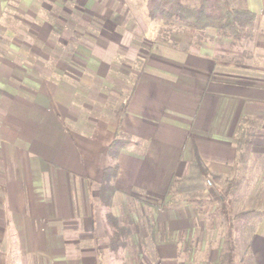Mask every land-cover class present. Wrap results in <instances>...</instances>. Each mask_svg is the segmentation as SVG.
Wrapping results in <instances>:
<instances>
[{"label": "crops", "instance_id": "crops-1", "mask_svg": "<svg viewBox=\"0 0 264 264\" xmlns=\"http://www.w3.org/2000/svg\"><path fill=\"white\" fill-rule=\"evenodd\" d=\"M52 2L0 0V19L6 13L24 28L39 15L31 5L77 19L53 61L56 43L46 40L39 51L11 44L0 55V264H102L98 196L115 138L127 141L111 208L122 227L160 237L157 250L169 242L175 253L178 240H192L199 205L164 202L173 179L207 183L198 176L202 164L224 176L221 195L227 178L245 179L232 208L261 212L247 248L264 264V0H245L258 19L253 37L237 45L215 29L201 41L185 30L164 32L145 0ZM16 11L28 18L21 22ZM43 23L50 36L53 25ZM84 24L86 33L77 28ZM1 28L0 37L16 33Z\"/></svg>", "mask_w": 264, "mask_h": 264}, {"label": "rangeland", "instance_id": "rangeland-1", "mask_svg": "<svg viewBox=\"0 0 264 264\" xmlns=\"http://www.w3.org/2000/svg\"><path fill=\"white\" fill-rule=\"evenodd\" d=\"M44 1H47V3L50 2L54 5V2H52V0ZM18 4L16 3V6H19ZM27 8L31 12L39 14L36 16L35 20H32L35 22L32 26L24 28V25H22V23L16 24V22L11 21L6 13L4 14L5 18L0 19V25H2L1 29H6L8 27L16 30L15 32L17 33H15L13 37H0V55L4 53V49H7L8 46H5L11 44L16 47V45L19 44H23L24 46L26 45L24 43H30L32 47L27 48L39 51L37 45H42V40L43 42L44 40H46L51 45H53L54 42L56 43L55 49L48 52V55L51 56V60L53 61L55 58H59L60 47H62L61 36L63 35V38L67 39V33L74 29L73 26L74 23H77V19L74 16L71 17L69 10H60L58 7H53L51 9V11H54L57 15H59L58 18L52 17L51 15L49 16L48 14L45 15L47 11H45L43 7L41 8V6L38 5H31V7L28 6ZM15 13H17L21 17V22L23 16H25V18H28V15H24L20 11H16ZM44 20H48V23H51L53 25V31L50 36L42 35V33L45 32V29L42 28L44 27ZM99 21L102 22V20ZM144 21L147 22V20ZM100 22L95 20L94 24L100 27L102 25L100 24ZM78 23H81V21L78 20ZM138 23L142 29H145V25L143 24V21L141 19H138ZM85 27H87V25L85 24L82 26L77 25L79 31L83 33H86ZM205 33V38L203 39L199 38L195 34L194 35L196 36V38H198V40L201 41L208 37L207 32ZM69 44H71V42ZM68 51H71V48H68ZM28 52H30V50ZM29 56L30 59L36 58L34 57L32 51L31 53H29ZM37 64L40 65L41 62H38ZM49 65H51L50 62ZM51 67L48 69L46 67V70H54V68ZM41 69H43V67ZM181 185H185L181 187V189H184V191L178 192L180 194L176 193V203L178 204L180 202H187L188 204L194 206H197L199 204V206H197V209L193 210V215L196 222V230L192 240L191 238L189 241L186 238L184 239V241L178 240V244L175 247L176 254L170 247L171 244H168L169 242L167 241V243L163 244L164 247H162L161 250H157V246L161 244L160 237L158 239H154L151 237V235L144 237L141 234L139 238L138 236L134 235V233H136V231H134V227L128 225L127 229H129L130 233V237L128 239L131 243L128 244L125 249L114 252L108 248V238L112 236L113 232L108 227H105V234L101 232L100 235V238H103L100 239V241L96 242V247L102 254V264H221L220 256L223 250H225V253L227 252L229 241L233 243L235 264H238L241 256L246 252L250 231L255 228L257 221L261 218V212L241 211L235 208L229 213L231 219L228 220V215L223 214L222 211L220 212L218 210L220 203L215 202L214 199H211L212 197L209 193L210 186H208L204 180L191 179L190 181L187 180V182ZM256 198V200H260L262 197L257 196ZM202 199H205L207 201L204 200V203H200L202 202ZM242 199L244 200L243 203H245L246 197H243ZM195 200H198L199 203L195 202ZM98 203L105 209L106 220L107 209L100 203L99 196ZM243 203L240 202V204ZM239 208L240 205L238 204V209ZM133 210V215L140 216L142 214V211H140V209ZM238 213H242L241 217L237 216ZM121 219L122 221H124V219L126 221L128 218L127 216H122ZM156 229L157 235H159L158 228ZM230 231L232 236H229ZM3 262L4 264H15L14 260H12L11 258L5 259Z\"/></svg>", "mask_w": 264, "mask_h": 264}, {"label": "trees", "instance_id": "trees-1", "mask_svg": "<svg viewBox=\"0 0 264 264\" xmlns=\"http://www.w3.org/2000/svg\"><path fill=\"white\" fill-rule=\"evenodd\" d=\"M145 6L150 20L160 25L164 32L180 29L189 31L203 39L205 38V32L209 29H215L218 36L228 38L232 45H237L243 40L252 38L258 19V14L248 8L245 0H145ZM126 145L127 141L122 138H115L109 145L107 156L110 162L104 168L103 180L99 189V201L107 209L106 227L113 232L112 236L108 238V248L114 252H118L128 246L126 239L128 229L122 227L120 219L111 210L117 193L114 185L118 171L117 160ZM244 159L245 154H242L234 166L237 167L239 160L241 162ZM198 167V176L206 178L207 184L210 186L211 199L220 203L218 210L228 215L227 219L230 220L231 216L229 213L233 210L231 206L236 201L234 194L242 186L245 179L227 178L225 180L227 188L232 187L233 189H227L226 193L221 195V191H218L215 186L223 182L224 176H211L209 170L202 164H198ZM184 181L185 179L182 180L180 178L172 180L168 190L169 197L164 202V206H170L176 202L175 195L181 191V187H183L181 184ZM204 200L202 199L200 203L207 201ZM195 202L199 203L198 200H195ZM241 215L242 213H238L237 216L241 217ZM229 236H232L231 231ZM234 255L233 243L229 241L227 252L225 253V250H223L220 256L221 264H235ZM238 264H256L249 247L241 256Z\"/></svg>", "mask_w": 264, "mask_h": 264}]
</instances>
